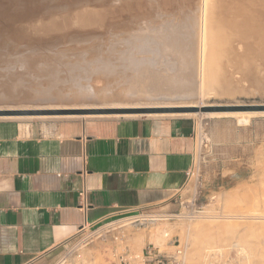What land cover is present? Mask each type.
Instances as JSON below:
<instances>
[{"label":"rangeland","instance_id":"1","mask_svg":"<svg viewBox=\"0 0 264 264\" xmlns=\"http://www.w3.org/2000/svg\"><path fill=\"white\" fill-rule=\"evenodd\" d=\"M168 1L0 0V111L19 114L0 121L194 124V165L170 207L114 218L103 237L102 225L82 230L54 264H113L115 250L178 242L184 264H264V0ZM187 107L197 112L171 113ZM136 215L157 220L119 221ZM82 238V257L62 260Z\"/></svg>","mask_w":264,"mask_h":264},{"label":"crops","instance_id":"2","mask_svg":"<svg viewBox=\"0 0 264 264\" xmlns=\"http://www.w3.org/2000/svg\"><path fill=\"white\" fill-rule=\"evenodd\" d=\"M193 133L178 118L0 121V264H54L84 226L167 210L192 167Z\"/></svg>","mask_w":264,"mask_h":264},{"label":"built area","instance_id":"3","mask_svg":"<svg viewBox=\"0 0 264 264\" xmlns=\"http://www.w3.org/2000/svg\"><path fill=\"white\" fill-rule=\"evenodd\" d=\"M194 156H195V153L193 154V157ZM193 165H194V160H193ZM192 167L187 172V177H189ZM147 217H152V216L144 217L141 215H138V216L136 215V216L121 219L119 221H125L130 218V219H135V221H133L134 223L135 222H146V221H141V220ZM173 217L179 218L180 216L174 215ZM169 218H172V216H169ZM116 222H118V220L116 221L109 220L105 222L106 224L103 223L102 226L99 227L95 233H98L99 237H103L105 236V234H109L113 232L114 230H116V227L114 226ZM85 229H87V227L84 226L82 227L80 231L85 230ZM119 238L122 239L121 237L117 236L116 240H118ZM86 239L82 238L78 243L69 247L70 249L67 250L62 260L67 261V259H69L73 255H77L78 258H81L82 256L79 253L80 250L82 249L81 244L85 242ZM176 248L177 249L174 252H167V251L161 250L159 247L153 244H149V246L144 248L142 252L135 253V252L129 251V249L124 247L120 251L115 250L113 264H184L185 263V248H182L179 242Z\"/></svg>","mask_w":264,"mask_h":264},{"label":"bare ground","instance_id":"4","mask_svg":"<svg viewBox=\"0 0 264 264\" xmlns=\"http://www.w3.org/2000/svg\"><path fill=\"white\" fill-rule=\"evenodd\" d=\"M174 1V0H173ZM235 1V0H234ZM168 2H171L170 0L168 1ZM201 2H202V0H201ZM220 2V1H219ZM142 3V2H141ZM174 3V2H173ZM198 3V2H197ZM204 5H202L203 6V9H205L206 7H207V4L209 3L210 5H212V6H214L215 5V2H214V4H213V2H212V0H204ZM166 4H168V3H166ZM166 4H164L165 6H166ZM171 3H169V5H170ZM137 5V4H136ZM185 5V4H184ZM200 6H201V3L199 4ZM173 6V5H172ZM198 6V5H197ZM202 6H201V8H202ZM221 6V5H220ZM138 7V6H137ZM168 7V6H167ZM170 7V6H169ZM174 7V6H173ZM122 8V7H121ZM168 9V8H167ZM141 10V9H140ZM146 10H148V9H146ZM168 10H170V9H168ZM172 10V9H171ZM193 10V9H192ZM198 10H200V7H199V9ZM131 11V10H130ZM164 12V11H163ZM171 11H169V13H170ZM193 12V11H192ZM167 13H168V11H167ZM163 30H160V32H162ZM164 32V31H163ZM208 106H213V105H201V106H198L199 108H204V107H208ZM187 108H191V107H187ZM162 109H164V108H162ZM166 109V108H165ZM108 110V109H107ZM176 113H195V112H176ZM202 115V114H204V113H198V114H196V115ZM223 114H225V113H223ZM231 114V113H230ZM234 114H236L237 115V113H234ZM233 114V115H234ZM249 115L250 113H242V114H239V115ZM211 115H214V114H211ZM222 115V114H221ZM227 115V114H226ZM229 115V114H228ZM252 115H254L253 113L251 114V116ZM259 115H260V112H259ZM245 117V119H248V117H246V116H244ZM250 117V116H249ZM5 118V117H4ZM261 178V177H260ZM258 195H260V196H264V186L262 185V187H261V189L258 191ZM260 198V197H259ZM262 198V197H261ZM263 203H264V200H263ZM247 205V203H244L243 205ZM248 206V205H247ZM244 207V206H243ZM228 217V216H227ZM229 218V217H228ZM233 218V217H232ZM232 218H229V219H231L232 220ZM236 218V217H235ZM250 218V217H249ZM238 219V218H237ZM157 220V218H150V219H148V218H143L141 221H149L150 223L151 222H154V221H156ZM234 220V219H233ZM242 221V223L243 224H247V222H245L246 221V218H240L239 219V221ZM249 220V219H248ZM260 220V219H259ZM241 221H240V223H241ZM132 223H134V222H132ZM231 222H229V223H227V224H230ZM237 223V222H236ZM148 224V223H147ZM152 224V223H151ZM226 224V225H227ZM235 223L233 222V224L231 225V227L234 225ZM238 224V223H237ZM236 224V225H237ZM247 226H249L248 224H247ZM255 226V225H254ZM254 226H253V228H254ZM260 227L259 228H264V223H262V224H260L259 225ZM227 227H229V225H227ZM231 227H229V228H231ZM234 227V226H233ZM256 228H257V226H255ZM250 228V227H249ZM258 228V229H259ZM165 231V230H164ZM232 232V231H231ZM168 233H169V231H165L164 232V235L165 236H168ZM231 235V234H230ZM237 238V237H236ZM235 237L234 238H231V240H229L227 243H237V241L235 240L236 239ZM230 239V238H229ZM234 241H236V242H234Z\"/></svg>","mask_w":264,"mask_h":264},{"label":"water","instance_id":"5","mask_svg":"<svg viewBox=\"0 0 264 264\" xmlns=\"http://www.w3.org/2000/svg\"><path fill=\"white\" fill-rule=\"evenodd\" d=\"M175 111H172L171 113H176V112H197V108L191 107V108H172ZM46 114H51V113H46ZM46 114H40V115H46ZM10 115H19V114H11L9 112H3L0 111V116H10ZM39 115V114H36Z\"/></svg>","mask_w":264,"mask_h":264}]
</instances>
